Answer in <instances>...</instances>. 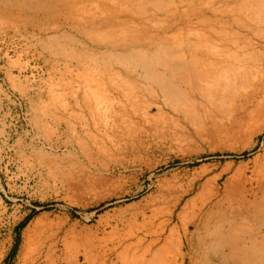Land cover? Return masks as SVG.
Segmentation results:
<instances>
[{
  "label": "rangeland",
  "instance_id": "374dc122",
  "mask_svg": "<svg viewBox=\"0 0 264 264\" xmlns=\"http://www.w3.org/2000/svg\"><path fill=\"white\" fill-rule=\"evenodd\" d=\"M73 8L84 18H96L94 26L101 25V18H109L106 1L0 0V264L125 263L119 251L136 240H127L128 231L113 234L110 229L113 211L131 200L119 197L140 186L144 190L138 195L148 194L166 178H205L201 186L208 192L215 187L220 194L238 181L247 198L256 194L257 202L264 200V175L259 173L264 170L261 88L226 99L223 105H200L187 113L172 108L154 112L127 139V157L136 154L140 158L136 165L109 156L103 159L88 144L74 143L76 133L66 129L57 105L60 100L53 102L51 92L68 99L67 93L81 83L79 78L85 76L81 71L87 65L95 67L100 81L109 87L110 61L103 49L84 36L90 31L96 35L100 29L73 21ZM60 47L67 56L56 54ZM86 59H93V64ZM258 167L261 171L253 172ZM220 174L222 179L214 185L211 178ZM237 214L226 212L227 220L240 223L242 216ZM243 217L248 227L238 243H247V237L254 235L261 253L258 256L255 250L253 262L264 264V220L254 211ZM176 230L170 235L167 230L160 236L164 245H156L163 250L162 264H222L216 255L219 247L210 238L201 245L200 231L191 229L181 246ZM143 233L138 236L145 245L151 238ZM32 239L40 241L37 251L31 250ZM175 240L178 244H173Z\"/></svg>",
  "mask_w": 264,
  "mask_h": 264
},
{
  "label": "bare ground",
  "instance_id": "6f19581e",
  "mask_svg": "<svg viewBox=\"0 0 264 264\" xmlns=\"http://www.w3.org/2000/svg\"><path fill=\"white\" fill-rule=\"evenodd\" d=\"M98 1L109 3V18H101L102 26H94L96 18H84L76 8L70 15L76 23L87 22L92 29H100L96 35L90 31L94 35L87 32L84 36L97 49H103L110 61H107L109 87L100 81L95 67L87 65L81 71L85 75L83 79L79 78L81 83L67 93L68 99L63 94L51 92L53 102L60 100L57 105L62 110L66 129L76 133L74 143L88 144L96 156L118 158L122 164L136 165L140 158L136 154L127 157V139L154 112L160 113L163 108L190 112L200 105L222 104L249 89H264V0ZM105 29L107 31L102 32ZM65 51L60 47L56 54L67 56ZM92 60L86 59L89 64H93ZM261 167L252 170L258 173ZM259 173L264 175V170ZM191 176L186 180L174 177L161 180L148 194L138 195L144 190V186H140L119 197L120 201L131 200L113 211L110 229L113 234L128 231L125 233L127 240H136L127 242L128 245L119 251L121 260H125L122 262L162 264L163 250L160 245L156 248L160 236L167 230L169 235L173 234L177 229L183 246L187 233L193 229L200 231L201 245L209 238L216 243L219 247L216 255L222 264H255L252 256L261 253L256 247L259 245H256V237H247V243H238V240L248 227L244 226V214L254 211V215L264 220V200L260 198L257 202L256 194L247 198L246 191L236 180L233 188L220 194L214 186L209 192L201 186V180L205 181V178ZM221 177L222 174L211 178L212 183L217 185ZM232 210L242 216L236 225L227 220L226 212ZM140 232L151 238L145 245L138 236ZM33 239L31 250L37 251L40 241ZM173 242L178 244L176 240Z\"/></svg>",
  "mask_w": 264,
  "mask_h": 264
},
{
  "label": "trees",
  "instance_id": "16d2710c",
  "mask_svg": "<svg viewBox=\"0 0 264 264\" xmlns=\"http://www.w3.org/2000/svg\"><path fill=\"white\" fill-rule=\"evenodd\" d=\"M27 219H28V218H26L25 221H26ZM23 223H24V222H22V223L19 225L18 230H20V228L22 227Z\"/></svg>",
  "mask_w": 264,
  "mask_h": 264
}]
</instances>
